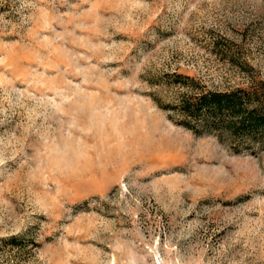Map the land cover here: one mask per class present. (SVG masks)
<instances>
[{"label": "rangeland", "instance_id": "obj_1", "mask_svg": "<svg viewBox=\"0 0 264 264\" xmlns=\"http://www.w3.org/2000/svg\"><path fill=\"white\" fill-rule=\"evenodd\" d=\"M264 81V0H0V264H264V138L183 101Z\"/></svg>", "mask_w": 264, "mask_h": 264}, {"label": "trees", "instance_id": "obj_2", "mask_svg": "<svg viewBox=\"0 0 264 264\" xmlns=\"http://www.w3.org/2000/svg\"><path fill=\"white\" fill-rule=\"evenodd\" d=\"M183 104L188 114L201 116L206 126L221 128L230 136L264 138V81L250 87L187 97Z\"/></svg>", "mask_w": 264, "mask_h": 264}]
</instances>
